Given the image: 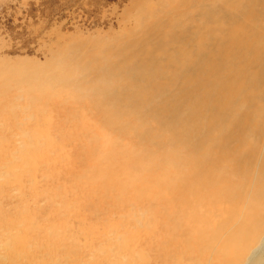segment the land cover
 <instances>
[{
  "label": "rangeland",
  "instance_id": "obj_1",
  "mask_svg": "<svg viewBox=\"0 0 264 264\" xmlns=\"http://www.w3.org/2000/svg\"><path fill=\"white\" fill-rule=\"evenodd\" d=\"M229 5L222 0H201L200 8L197 2L186 7L177 0H0V167L10 170L8 175L3 173L6 178L0 177V198L3 179L9 180L12 197L24 203V211L15 202L14 209L29 217L30 231L43 229L49 245H58V263L142 264V259L153 257L155 252L143 250L142 244L137 248L127 235L139 226L136 220L151 218L150 198L160 189L153 184L155 176L166 177L165 169L153 159L167 150L168 132L140 139L134 134L136 128L153 126L155 117H115L108 104L106 108L102 102L95 103L83 86L109 75L117 97L118 90L112 86L125 84L118 69L113 70L117 67L113 54L120 46L134 55L127 65L138 64L136 56L143 57L144 69L149 62H164L168 81L157 83L152 90L156 98L150 99L164 103L160 111L170 116L171 124L173 116L184 115V110L177 108L179 99L169 88L190 90L195 97L198 91L210 90L192 83L197 73L190 66L196 64L199 49L221 37L225 17L220 13L227 14ZM250 21L243 37H264V25L260 35ZM237 22L236 33L243 17ZM250 28L252 33L247 31ZM127 42L134 45L123 46ZM145 44L151 54L141 47L147 48ZM192 46L198 51H192ZM173 50L179 58L171 55ZM177 61L188 68H179ZM85 71L91 76L79 85L77 76ZM134 85L130 80V87ZM117 121L120 128L115 126ZM108 150L110 155L105 157ZM98 170L106 175L96 178L92 174L98 176ZM90 175L93 181L86 178ZM256 194L238 200L244 205L241 218H247L250 207L253 218L261 214ZM128 246L138 253L126 256Z\"/></svg>",
  "mask_w": 264,
  "mask_h": 264
},
{
  "label": "bare ground",
  "instance_id": "obj_2",
  "mask_svg": "<svg viewBox=\"0 0 264 264\" xmlns=\"http://www.w3.org/2000/svg\"><path fill=\"white\" fill-rule=\"evenodd\" d=\"M177 1L186 7L197 2L200 8L201 3V0ZM222 1L232 6L229 5L227 14L225 10L220 13L225 17L219 30L221 37L199 51L191 47L192 51H198L196 64L190 66V70L196 71L197 75L191 81L197 87H209L210 90H197L199 95L195 97L190 90L169 88L179 99L177 108L181 109L182 106L184 110V115L173 116L171 124L170 116L160 111V107H165L164 103L150 99L156 98L152 90L157 83L168 81V76L163 73L164 62H149L148 68L144 69L143 57L136 56L138 64L127 65L132 62L134 55L120 46L116 49L117 58L113 54L117 64L113 70L118 69L125 78V84L112 86L118 90L117 97L108 83L109 75L102 74L99 79L83 86L95 103L102 102L106 108L108 104L112 109L109 113L115 117L118 114L132 119L154 116L153 126L135 129L134 134L138 139L144 135L154 137L159 131L168 132L167 150L153 159L159 160L155 164L165 169L166 177L158 180L155 176L153 180L154 186H160V189L154 190L150 198L152 216L136 220L139 226H134V230L127 235V238L130 236L135 240L137 248L142 244L143 250L155 252L151 258L146 255L149 257L147 261L140 260L142 264H162L164 260L169 264L182 261L190 264H239L240 260L241 264H264V37H254L253 40L243 37L245 29L249 27L247 23L255 15L254 21L250 22L254 27L257 25L261 35L264 0ZM143 10L140 12L143 13ZM241 17L242 28L236 33L235 26ZM247 31L252 33L253 29ZM124 45L130 47L134 44L127 42ZM145 46L147 48L141 47L151 54L149 44ZM171 55L179 58L174 50ZM102 66L106 67L104 64ZM181 66L188 68L178 62V67ZM254 71L258 75L255 73L253 80L248 81ZM80 76H77L79 85L88 82L91 73L85 71ZM130 80L135 82L133 88L130 87ZM187 81L188 77L184 82ZM70 83L73 85L75 82ZM183 87L188 88L187 85ZM138 110L140 112H136ZM115 126L120 128V123L117 121ZM125 127V124L121 126L123 129ZM108 155L109 150L104 153L105 157ZM4 169L0 167L2 178L7 177L3 173L8 175L10 171ZM98 174L92 175L96 178L106 175L100 170ZM86 178L91 181L95 179L91 175ZM3 180L4 194L0 198V264H60L57 262L60 258H56L55 253L60 251L56 247L58 245H49L43 229L29 230V217L16 211L13 206L15 202L19 210L24 211L23 201L12 197V183ZM255 193H259L256 195L262 206L261 214L253 218L252 208L250 214H245L244 208L247 218H241L244 205L242 202L237 203L238 200L250 199L249 196ZM46 245L51 252L45 249ZM124 251L127 256L129 253L134 255L138 250L128 246ZM66 263L70 264L69 261Z\"/></svg>",
  "mask_w": 264,
  "mask_h": 264
}]
</instances>
